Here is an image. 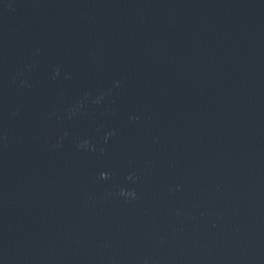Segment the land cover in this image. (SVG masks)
I'll use <instances>...</instances> for the list:
<instances>
[{
	"label": "water",
	"instance_id": "water-1",
	"mask_svg": "<svg viewBox=\"0 0 264 264\" xmlns=\"http://www.w3.org/2000/svg\"><path fill=\"white\" fill-rule=\"evenodd\" d=\"M0 264H264V0H0Z\"/></svg>",
	"mask_w": 264,
	"mask_h": 264
}]
</instances>
